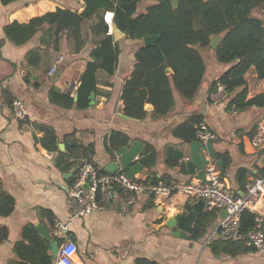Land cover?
I'll return each instance as SVG.
<instances>
[{"label":"crops","instance_id":"0c3cea01","mask_svg":"<svg viewBox=\"0 0 264 264\" xmlns=\"http://www.w3.org/2000/svg\"><path fill=\"white\" fill-rule=\"evenodd\" d=\"M152 3V0H141L137 13ZM56 8L80 13L84 2L0 0V181L14 198L12 212L0 216V226L7 228V238L0 243V264H5L7 257L15 258L13 244L20 239L25 224H42L56 239L55 223L68 221L67 191L82 160L91 161L100 170L114 162L118 166L116 171L131 179L150 180L155 176L158 181L172 186L202 179L205 166L211 161L236 194L243 193L253 178L262 176L264 142L254 146L252 138L264 116V107L235 109L233 113L231 107H227L230 96L219 105L208 101L211 83L231 65L215 59L216 46L209 44L208 48L199 50L205 73L193 101L183 100L174 91L175 105L166 116L152 119L149 115L139 120L122 116L120 93L134 64V51L141 45L134 42L142 40L129 39L124 34L114 40L120 47L114 73L109 76L103 70L97 71L94 98L90 102L88 96V105L81 108L75 102L81 75L91 59L89 52L99 38L90 31L96 16L81 23V41H74L68 29L55 35L54 26L48 24L22 44H15L5 36L6 25L14 21L27 22ZM112 15L107 11L104 19L108 33L113 35ZM220 39L221 35L218 42ZM243 77L246 99L264 92V78L257 77L253 65ZM51 91L69 95L73 105L66 107L53 102ZM13 98L24 103L25 121L13 118L10 108ZM192 114L201 115L214 131L215 138L205 148H201L197 140L183 142L172 134L173 128ZM46 128L55 135L53 149L43 143ZM111 131L126 134L130 138L128 145L120 151L108 152L105 143ZM148 146L154 150V161ZM217 154L228 155L225 170H221L222 159L217 158ZM238 168L246 169L244 189L236 178ZM187 201L193 204L197 200L182 193L174 194L169 200L141 195L128 211L102 208L77 215L67 230V238L74 240L77 246V264H148V261L156 264H264V253L254 249L230 253L233 247L212 246V241L217 239L207 242L211 228L222 217L219 212L199 238L190 237L192 231L179 234L176 225H168L176 213L191 210L184 208ZM257 207L264 215V205L259 203ZM44 210L53 214L52 225ZM193 225L194 221L192 230Z\"/></svg>","mask_w":264,"mask_h":264},{"label":"trees","instance_id":"16d2710c","mask_svg":"<svg viewBox=\"0 0 264 264\" xmlns=\"http://www.w3.org/2000/svg\"><path fill=\"white\" fill-rule=\"evenodd\" d=\"M140 1L83 0L84 9L80 13L56 8L27 22L14 21L4 27V32L7 39L15 44H22L41 26L48 24L54 26L55 35L63 29H68L74 41H81V23L96 16V22L90 27V31L99 38L89 52L91 59L87 61L81 75L75 102L81 108L88 105L90 93L97 91V71L103 70L110 76L118 63L119 43L108 33L105 12H112V21L127 38L142 40L147 35H159V39L154 43L148 46L141 44L134 51V64L121 88L123 113L139 120L149 115L152 119L166 116L175 105L174 91L183 100L193 101L205 73V64L199 50L208 48L212 37L221 35L214 49L215 59L219 63L231 65L211 83L209 92L214 88L215 82L220 81L226 86L230 96L227 101L228 108L232 105L236 110L253 106L264 107V92L246 99L247 88L243 77L253 65L257 77L264 78V0H177L175 5L173 0H152L153 3L143 12L137 13ZM255 11L258 14H255ZM168 67L171 69L170 73L166 72ZM50 98L66 107L74 103L72 97L62 92L51 91ZM147 104L151 106L150 110L146 108ZM200 121H203L201 115H189L173 128L172 134L183 142L196 141L195 125ZM45 134L44 145L49 149L55 148L53 131L46 128ZM107 141L105 149L112 153V150L120 151L127 146L130 138L122 132L111 131ZM148 148L151 149L150 156L154 161V150L149 146ZM216 156L222 159L221 170H225L229 164L228 155ZM101 172L107 171L101 169ZM245 175V168L237 169L236 178L241 189L244 187ZM157 179L154 176L150 181L159 182ZM73 180L74 178L70 179V183ZM167 185L172 186L169 183ZM13 206L14 198L3 189L0 181V216L9 215ZM184 208L192 209V203L187 201ZM44 213L52 225L53 214L50 210H44ZM217 215L215 210L206 208L197 214L190 237L203 236ZM253 217L254 214L248 210L241 213L240 232L243 236L252 228ZM6 238L7 228L0 226V243ZM217 245H223L224 248L233 247L230 251V248H227L230 253L253 250L244 245L243 239L212 241V246ZM12 250L15 258L11 260V264L53 262L50 243L37 232L32 223L22 227L20 239L13 244ZM148 264L156 263L148 261Z\"/></svg>","mask_w":264,"mask_h":264},{"label":"built area","instance_id":"2783aa9c","mask_svg":"<svg viewBox=\"0 0 264 264\" xmlns=\"http://www.w3.org/2000/svg\"><path fill=\"white\" fill-rule=\"evenodd\" d=\"M62 60V57L59 58ZM54 70V67L51 71ZM229 94L226 86L216 81L208 95L211 104L219 105L227 101ZM11 114L19 121H25L27 110L24 103L13 98L10 102ZM231 111L235 113L232 105ZM195 137L201 148L215 138L214 131L204 122L195 125ZM264 142V116L259 121L257 133L252 138V144L259 146ZM182 193L187 198L204 201L207 210L224 209L226 214L220 217L211 228L207 242L214 239L237 241L243 239L244 245L257 253H264V215L257 205H264V175L253 178L241 194L231 191L216 166L209 161L205 166L202 179L168 186L162 182L150 180H134L120 171L101 172L89 160H82L78 166L74 180L67 191L69 218L66 223H55V235L59 241L58 253L53 264H77V246L74 240L67 238L69 223L77 215L91 212L95 209L113 208L128 211L141 195H153L169 200L174 194ZM244 210L254 214L253 226L243 236L240 232V217Z\"/></svg>","mask_w":264,"mask_h":264},{"label":"water","instance_id":"95a60500","mask_svg":"<svg viewBox=\"0 0 264 264\" xmlns=\"http://www.w3.org/2000/svg\"><path fill=\"white\" fill-rule=\"evenodd\" d=\"M176 2H177V0H173V5H175ZM111 27H112V33H113L114 40H119L121 37H123L124 33L121 32L116 27L114 22L111 24ZM158 39H159V35H156V34L147 35V36L143 37L142 44L144 46H148V45L154 43ZM218 40H219V35L213 37L211 42H210V47H215ZM166 72L170 73L171 69L169 67L166 68ZM93 98H94V93L91 92L89 95L90 102L93 100ZM150 107L151 106L149 104L146 105L147 109H149ZM122 116L125 117L126 115L122 114ZM117 168H118V166L114 162H111L105 167V170L108 172H116ZM203 205H204V201L202 199H198L197 201H195L192 204V209L189 212H187L185 214H182V212L176 213L174 219L170 220L168 222V225H171V224L176 225V227L179 230V234H182V235L184 234V232H191L192 231V223L195 219V216L202 211ZM225 214H226V211L224 209H221L219 211L220 216H224ZM35 228H36L37 232L50 243V254H51L52 259L54 261L56 259L57 253H58L59 241L57 239H53L50 236L47 229L42 224H37L35 226ZM50 264H53V262Z\"/></svg>","mask_w":264,"mask_h":264},{"label":"rangeland","instance_id":"374dc122","mask_svg":"<svg viewBox=\"0 0 264 264\" xmlns=\"http://www.w3.org/2000/svg\"><path fill=\"white\" fill-rule=\"evenodd\" d=\"M140 6V5H139ZM255 14H258L256 11H255ZM130 39V38H129ZM136 45L137 44H142V42L140 41V42H134ZM129 46V45H128ZM123 47H125V46H123ZM11 260H12V256H10V257H7L6 258V263L5 264H11Z\"/></svg>","mask_w":264,"mask_h":264}]
</instances>
